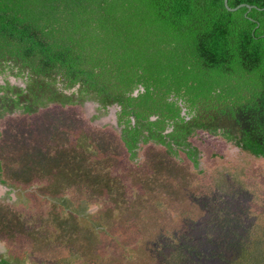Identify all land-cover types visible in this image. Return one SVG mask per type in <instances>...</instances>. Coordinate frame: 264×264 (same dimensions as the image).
<instances>
[{
  "label": "trees",
  "instance_id": "16d2710c",
  "mask_svg": "<svg viewBox=\"0 0 264 264\" xmlns=\"http://www.w3.org/2000/svg\"><path fill=\"white\" fill-rule=\"evenodd\" d=\"M228 4L246 5L230 10L225 0H0V122L53 106L90 107L93 120L119 131L134 161L141 145L151 143L171 156L183 151L198 168L201 150L190 140L198 131L264 159V0ZM4 169L0 159V198L11 199L18 184L2 178ZM101 185L89 184V192L74 197L89 193L88 204L97 208L93 194ZM215 195L208 186L198 198L206 207ZM69 197L62 193L63 205ZM66 207L93 221L92 210ZM128 219L109 222L122 234L106 235L109 248L91 249L104 254L99 258L83 255L84 247L54 260L27 254L7 259L0 251V264H193V238L172 228L151 240L150 232L143 237L128 230ZM99 223L91 224L98 236L104 229ZM250 229L256 250L239 245L235 229L222 264H264V224Z\"/></svg>",
  "mask_w": 264,
  "mask_h": 264
},
{
  "label": "rangeland",
  "instance_id": "374dc122",
  "mask_svg": "<svg viewBox=\"0 0 264 264\" xmlns=\"http://www.w3.org/2000/svg\"><path fill=\"white\" fill-rule=\"evenodd\" d=\"M91 113L90 107L53 106L33 115H8L0 122L2 178L18 184L13 198H0V251L7 259L27 254L54 260L82 247L83 255L99 258L104 254L92 250L111 246L107 234H122L119 226L109 224L119 218H129L128 230L138 236L150 232L151 240L172 228L193 238V264H222L230 255L228 245L233 247L235 229L239 245L256 250L249 234L254 225L264 224L263 158L198 131L190 139L201 150L198 168L183 151L175 157L151 143L141 145L140 159L134 161L119 131L101 118L93 120ZM98 182L103 185L92 192L101 203L97 208L88 204L89 193L74 197ZM208 186L216 199L205 207L199 198ZM64 192L70 196L66 205L60 198ZM71 205L92 210L93 221L65 211ZM92 222L104 227L99 236Z\"/></svg>",
  "mask_w": 264,
  "mask_h": 264
},
{
  "label": "water",
  "instance_id": "95a60500",
  "mask_svg": "<svg viewBox=\"0 0 264 264\" xmlns=\"http://www.w3.org/2000/svg\"><path fill=\"white\" fill-rule=\"evenodd\" d=\"M225 3H226V6L228 7V9H230V10H234V9H237V8H239V7H241V6L246 5V4H241V5H239V6L235 7V8H233V7H230V6H229V4H228V0H225ZM248 6H249V7H252L251 5H248ZM152 119H155V117H152Z\"/></svg>",
  "mask_w": 264,
  "mask_h": 264
},
{
  "label": "flooded vegetation",
  "instance_id": "af4514ba",
  "mask_svg": "<svg viewBox=\"0 0 264 264\" xmlns=\"http://www.w3.org/2000/svg\"><path fill=\"white\" fill-rule=\"evenodd\" d=\"M185 111V110H184ZM186 112V111H185ZM3 165H4V162H3Z\"/></svg>",
  "mask_w": 264,
  "mask_h": 264
}]
</instances>
